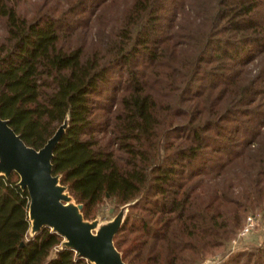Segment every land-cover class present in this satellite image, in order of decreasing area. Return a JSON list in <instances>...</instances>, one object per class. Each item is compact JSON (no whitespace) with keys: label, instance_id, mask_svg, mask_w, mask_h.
Masks as SVG:
<instances>
[{"label":"trees","instance_id":"trees-1","mask_svg":"<svg viewBox=\"0 0 264 264\" xmlns=\"http://www.w3.org/2000/svg\"><path fill=\"white\" fill-rule=\"evenodd\" d=\"M182 1L0 0V117L36 151L67 119L52 175L87 221L129 205L125 264H201L264 201V0H191L193 20ZM18 182L0 176V264H90L31 235Z\"/></svg>","mask_w":264,"mask_h":264},{"label":"water","instance_id":"water-1","mask_svg":"<svg viewBox=\"0 0 264 264\" xmlns=\"http://www.w3.org/2000/svg\"><path fill=\"white\" fill-rule=\"evenodd\" d=\"M67 126L65 119L45 146L36 151L0 117V176L8 178L12 173L17 174L18 187L27 191L31 235L48 227L64 238L62 247L74 250L90 264H125L114 247L113 238L129 205L121 207L106 224L99 225L97 218L87 221L81 212L82 206L61 185L59 175H52L53 151Z\"/></svg>","mask_w":264,"mask_h":264},{"label":"rangeland","instance_id":"rangeland-1","mask_svg":"<svg viewBox=\"0 0 264 264\" xmlns=\"http://www.w3.org/2000/svg\"><path fill=\"white\" fill-rule=\"evenodd\" d=\"M42 1V0H39ZM48 4H53L55 0H45ZM131 0H118V9L110 10V13L107 14L109 18L115 19L120 15V8L124 7ZM181 1V0H180ZM180 18L193 20V12L191 10V0H184L180 2L179 8ZM92 22L88 23V26L84 31L88 32L89 36L92 34L94 26ZM0 35L2 36L1 30ZM255 212H249L247 216H254L256 220L255 230L245 237H239L240 230L242 226H239L238 230L233 233L228 241L224 242L221 248L206 247L204 249V260L201 264H226L228 260H232L236 254L245 253V256L238 259V263L242 264L246 261L247 254L250 251L255 250L257 247L264 246V201L256 207ZM121 208L114 209L111 205H104L100 209L98 217L99 225L106 224L110 222L118 213ZM128 212V211H127ZM246 216V217H247Z\"/></svg>","mask_w":264,"mask_h":264},{"label":"built area","instance_id":"built-area-1","mask_svg":"<svg viewBox=\"0 0 264 264\" xmlns=\"http://www.w3.org/2000/svg\"><path fill=\"white\" fill-rule=\"evenodd\" d=\"M256 228V220L254 216H247L244 220L242 229L240 230L239 237H245L252 233Z\"/></svg>","mask_w":264,"mask_h":264}]
</instances>
